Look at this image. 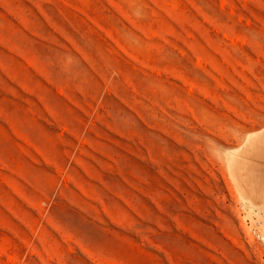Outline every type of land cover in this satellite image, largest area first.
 Instances as JSON below:
<instances>
[{
	"label": "rangeland",
	"instance_id": "374dc122",
	"mask_svg": "<svg viewBox=\"0 0 264 264\" xmlns=\"http://www.w3.org/2000/svg\"><path fill=\"white\" fill-rule=\"evenodd\" d=\"M263 132L264 0H0V264H264Z\"/></svg>",
	"mask_w": 264,
	"mask_h": 264
},
{
	"label": "bare ground",
	"instance_id": "6f19581e",
	"mask_svg": "<svg viewBox=\"0 0 264 264\" xmlns=\"http://www.w3.org/2000/svg\"><path fill=\"white\" fill-rule=\"evenodd\" d=\"M252 137L254 147L260 149L258 155L261 161L259 163H248L239 179L255 203L262 205L264 203V150H262L264 147V132L261 134L253 133Z\"/></svg>",
	"mask_w": 264,
	"mask_h": 264
}]
</instances>
